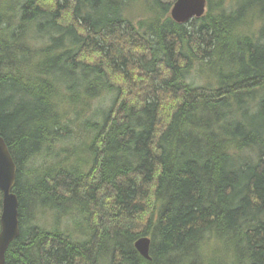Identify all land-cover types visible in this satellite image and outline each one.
Returning a JSON list of instances; mask_svg holds the SVG:
<instances>
[{
    "label": "trees",
    "instance_id": "obj_1",
    "mask_svg": "<svg viewBox=\"0 0 264 264\" xmlns=\"http://www.w3.org/2000/svg\"><path fill=\"white\" fill-rule=\"evenodd\" d=\"M173 2L0 0L4 264H264V0Z\"/></svg>",
    "mask_w": 264,
    "mask_h": 264
},
{
    "label": "water",
    "instance_id": "obj_2",
    "mask_svg": "<svg viewBox=\"0 0 264 264\" xmlns=\"http://www.w3.org/2000/svg\"><path fill=\"white\" fill-rule=\"evenodd\" d=\"M206 9V0H174L170 8L171 18L178 23L200 17ZM17 166L0 135V264L5 262V253L10 243L18 237V198L14 192ZM134 247L144 258L149 259L150 238L140 236L134 241Z\"/></svg>",
    "mask_w": 264,
    "mask_h": 264
},
{
    "label": "rangeland",
    "instance_id": "obj_3",
    "mask_svg": "<svg viewBox=\"0 0 264 264\" xmlns=\"http://www.w3.org/2000/svg\"><path fill=\"white\" fill-rule=\"evenodd\" d=\"M195 69L193 70V74H194V80H195V82L196 83H198V84H203V82L206 80V78H207V76L205 75V74H203V75H201V74H199V73H197V75H195ZM51 218V217H50ZM49 220H50V222H49ZM47 225H48V227L49 226H52L53 225V221H52V218L51 219H48L47 220ZM51 223V224H50ZM74 227V226H73ZM72 227V228H73Z\"/></svg>",
    "mask_w": 264,
    "mask_h": 264
},
{
    "label": "bare ground",
    "instance_id": "obj_4",
    "mask_svg": "<svg viewBox=\"0 0 264 264\" xmlns=\"http://www.w3.org/2000/svg\"><path fill=\"white\" fill-rule=\"evenodd\" d=\"M140 3H141V2H140ZM141 10H142V8H141ZM55 36H56V35H55ZM78 95H79V94H78ZM91 99H92V98H91ZM96 99H97V98H96ZM91 102H92V101H91ZM105 102H106V101H105ZM102 103H103V102H102ZM102 103H101V104H102ZM94 105H95V104H94ZM101 107H102V106H101ZM93 109H94V108H93ZM98 110H99V109H98ZM70 114L72 115V113H70ZM88 115H89V113H88ZM69 116H70V115H69ZM69 116H68V117H69ZM72 116H74V115H72ZM88 117H89V116H88ZM99 120H100V119H99ZM78 122H79V121H78ZM94 122H95V121H94ZM80 123H81V122H80ZM80 123H79V124H80ZM79 124H78V125H79ZM87 129H88V128H87ZM85 130H86V129H85ZM89 132H90V131H89ZM83 134H84V133H83ZM88 134H89V133H88ZM91 135H92V134H91ZM91 135H90V136H91ZM75 140H76V139H75ZM64 144H65V143H64ZM60 145H61V144H60ZM64 155H65V154H64ZM36 157H37V156H36ZM52 158H53V157H52ZM34 159H35V158H34ZM36 159H37V158H36ZM48 159H49V156H48ZM59 159H60V158H59ZM37 160H38V159H37ZM43 160H44V159H43ZM49 161H50V160H49ZM52 162H53V161H52ZM42 163H43V162H42ZM44 166H45V165H44ZM33 169H34V168H33ZM32 172H33V171H32ZM48 212H49V210H48ZM70 214H71V213H70ZM70 214H69V215H70ZM48 215H49V214H48ZM69 215H68V216H69ZM39 217H40V216H39ZM39 217H38V218H39ZM62 219H63V218H62ZM46 221H47V220H46ZM42 222H44V221H42ZM49 222H50V220H49ZM65 222H66V221H65ZM82 222H83V221H82ZM37 223H38V221H37ZM47 223H48V222H47ZM50 224H51V223H50ZM65 224H66V223H65ZM67 224H69V223H67ZM67 224H66V225H67ZM44 225H45V224H44ZM46 226H47V225H46ZM44 227H45V226H44ZM62 227H63V226H62ZM49 228H50V226H49ZM49 228H48V229H49ZM54 228H55V227H54ZM49 231H50V230H49ZM60 231H61V230H60ZM62 231H63V230H62ZM73 231H74V230H73ZM64 233H65V232H64ZM149 234H150V233H149ZM205 234H206V233H205ZM77 235H78V234H77ZM62 236H63V235H62ZM204 236H205V235H204ZM211 236H212V234H211ZM210 240H211V239H210ZM149 259H150V258H149Z\"/></svg>",
    "mask_w": 264,
    "mask_h": 264
}]
</instances>
